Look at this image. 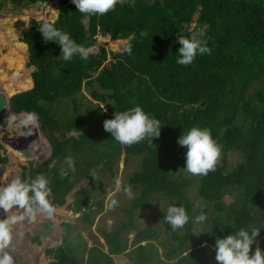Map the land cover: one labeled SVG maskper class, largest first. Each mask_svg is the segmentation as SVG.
I'll list each match as a JSON object with an SVG mask.
<instances>
[{
    "label": "trees",
    "instance_id": "trees-1",
    "mask_svg": "<svg viewBox=\"0 0 264 264\" xmlns=\"http://www.w3.org/2000/svg\"><path fill=\"white\" fill-rule=\"evenodd\" d=\"M10 1L19 5L36 0ZM174 1V7L165 8L158 1L154 6L152 1L135 0L134 7L117 4L105 15H88L86 35L81 23L85 15L74 4L62 0L55 27L90 50L86 60L75 55L71 61H64L60 46L45 42L38 30L45 20L31 19L22 40L27 44L28 64L34 67V84L30 88L32 80L28 76L25 82L30 89L11 97L12 111L8 105V122L0 143L9 153L42 158L48 154L42 129L51 153L32 167L35 171L48 172L53 169L49 162L55 159L59 163L61 152H74V166L65 170L56 167V180L49 183L51 195L58 201L88 177L90 170H95L92 177L96 181L100 177L102 183L111 179L108 183L113 187L118 167L113 159L123 153L127 166L132 157H137L139 165L131 170L129 183L141 188V193L129 212L133 214L141 206L154 211L149 197L158 192L172 198L175 206H184L190 219L176 231L164 217L159 220L160 229L153 224L141 228L135 238L138 245L129 257L141 254L151 264H217L216 238L240 228H260L252 250L259 246L264 251V0ZM196 11L199 14L195 26L185 37L191 39L196 28L205 26L194 37L206 40L211 54H198L191 65L182 66L176 62L180 47L176 34L192 21ZM98 31L107 32L114 40H127L135 33L130 42L131 54L126 49L111 51L106 64L107 50L97 43ZM96 45L98 50L92 52ZM0 80V85L5 86L6 78ZM1 91L0 101L5 95ZM85 92L97 103H92ZM62 99H67L65 104H57ZM101 104L114 114L140 106L162 124L159 137L152 138L153 144L148 140L129 147L119 144L103 128V121L114 116L103 114ZM23 112L35 114L41 129L37 119L25 123L28 115ZM87 113H97L98 117ZM13 119L23 123L22 135L16 142L9 134L15 125ZM193 126L209 129L221 146L215 171L207 175H192L184 168L187 149L178 144V138ZM72 131L78 135H71ZM231 151L241 159L228 167L226 159ZM77 154L79 159L75 158ZM13 156L10 154L7 162H16ZM190 175L196 180L201 201L198 205L189 195L194 182ZM13 177H6L4 184ZM101 189L102 185L97 191ZM226 197L231 199L226 201ZM201 211L207 219L194 222ZM201 225L203 228L198 230ZM121 229L122 225L116 230L117 237ZM111 238L115 251L125 248L126 242H120L119 237L117 241L113 235Z\"/></svg>",
    "mask_w": 264,
    "mask_h": 264
},
{
    "label": "clouds",
    "instance_id": "clouds-1",
    "mask_svg": "<svg viewBox=\"0 0 264 264\" xmlns=\"http://www.w3.org/2000/svg\"><path fill=\"white\" fill-rule=\"evenodd\" d=\"M76 10L86 15H105L113 11L117 4L123 6L127 3L130 7L135 6V0H73ZM45 42H54L60 46V55L64 61H71L73 56L79 55L81 59H87L90 50L78 45L70 35L55 27V20H45L38 27ZM135 39V33L128 36L129 41L126 51L131 54L130 42ZM177 64L182 66L191 65L196 56L211 54L207 41L195 37L189 39L185 36L178 37ZM104 107V106H103ZM35 114H29L25 123L34 122ZM161 123L158 119L150 117L140 106H134L123 112H115L114 117L103 121V128L111 134V137L119 144L129 147L144 140L152 143L153 137H159ZM71 135H78L73 131ZM178 144L187 149L185 153V170L192 175H207L215 171L221 156V146L212 138L207 128L193 126L178 138ZM68 166H74L73 160L67 158ZM115 191L123 190L131 199L133 193L130 185L122 187L120 177L114 180ZM31 194V195H30ZM51 188L49 181L43 176H37L31 181L24 180L20 175L14 176L6 185L0 186V209L4 213L12 209H19V215H5L0 219V264H13V257L6 249L12 240V226L17 222L35 219L38 213L44 214L51 219L55 211L49 200ZM114 193L109 194V208L118 206ZM165 221L173 231L182 229L189 222V215L184 206L169 205L164 216ZM207 219L201 211L196 215L194 222L203 223ZM260 228L251 227L250 230L240 228L235 233L217 237L215 240V260L217 264H264V251L259 246L252 250V245L257 243Z\"/></svg>",
    "mask_w": 264,
    "mask_h": 264
},
{
    "label": "crops",
    "instance_id": "crops-1",
    "mask_svg": "<svg viewBox=\"0 0 264 264\" xmlns=\"http://www.w3.org/2000/svg\"><path fill=\"white\" fill-rule=\"evenodd\" d=\"M66 3L74 4L73 0H67ZM61 5L62 4L59 1V5L54 7L55 16L52 20L56 19L58 9ZM84 15L85 18L82 19L81 23L84 24L83 21H86L84 26L86 29L85 34L87 35L88 15ZM97 34L101 35L102 38H110L112 42L115 40L123 41L121 38L115 40L111 39L110 35L105 31H98ZM98 35H96V38ZM30 78L32 80V86L30 88H32L34 82L31 74ZM36 119L38 126L41 129L37 116ZM43 143L46 144L48 149V154L45 156L47 159L50 157L51 150L46 139H43ZM2 148L4 150L6 146L3 145ZM6 158L7 160H11L10 156H6ZM13 158L15 161L19 162L18 168L16 169H18V171L20 170L21 173H12L11 170L13 169H7L6 176L4 173H0V186L6 185L4 184V181L9 175H23L22 179L28 181L35 179L37 176L45 177L49 183L56 180L53 175L56 170L55 159L52 160V166L48 165L49 168L53 169L46 172L41 169L40 171L32 169V167L40 165V162L46 159H36L37 161H35V164H32L33 158H30V160L24 159L23 162L22 160H16L14 156ZM92 176L93 173H90L87 178L88 183ZM85 178L86 177L83 179ZM78 185L79 183L74 185L67 192L63 201L56 200L57 198L52 195L48 197L55 209L51 219L47 218L42 213H38L35 219L25 218V220L17 222L12 226V240L6 251L12 255L13 264H118L121 263L118 260L119 256L126 261V264H151L150 261L144 258L141 254L135 255L134 259L129 257L132 249L138 245V241L135 238L142 227H137V224L134 223L132 215L128 210L130 206L122 207L124 211L129 213V219L126 220H124V218L121 220L122 218L117 215L118 212L114 211L116 210L115 207H108V203H110L108 202L109 194L117 193L115 187L111 189L108 187V189L104 191L103 186L99 191L101 193V198L98 200L97 198L94 199L93 195L98 192L97 188L92 194L89 190L93 186H88L87 183L84 187H79ZM124 185H130L132 191L136 190L133 182L122 184V187ZM95 200H98V202H95ZM129 202L131 205L133 199H130ZM142 208L143 207L141 206L137 210H141ZM14 214L19 215L21 212L19 209L14 208L10 212L4 213L3 210L0 209V219H3L5 215L10 216ZM113 218L117 219L113 220ZM120 225H122V229L118 237L120 242H126V246L123 250L115 251V249H113L115 246L111 243V235L116 237L118 241L116 230ZM83 231L85 232L83 233ZM131 240H133V248L130 250ZM145 242V240L141 241L143 244ZM121 264L124 263L122 262Z\"/></svg>",
    "mask_w": 264,
    "mask_h": 264
},
{
    "label": "rangeland",
    "instance_id": "rangeland-1",
    "mask_svg": "<svg viewBox=\"0 0 264 264\" xmlns=\"http://www.w3.org/2000/svg\"><path fill=\"white\" fill-rule=\"evenodd\" d=\"M67 1V0H66ZM148 3H150V0H147ZM153 2V1H152ZM154 6L156 2H153ZM176 4V1L174 0H169L168 2H166V4H159V6L161 7H174ZM59 5V0H36L34 3H26L24 1L20 2L19 5H16L15 1H10V0H0V77H5L6 80L4 82L3 87H6L5 89L0 85V90H4L5 95L7 100H9V108L11 110V97L18 93L21 92L23 90L26 89H22L20 88L21 85H24L25 88H28V82H25V79L30 76L31 71L33 70V65H29L28 64V60H29V52H28V48H27V44L25 42H23L24 40H22V37L24 36L25 31L28 30L29 28V23L31 19H36V20H52L54 18V7ZM200 7V5H198ZM165 7V8H166ZM154 9V7H153ZM156 10V9H155ZM59 11V9H58ZM59 13V12H58ZM198 12L196 11L193 15V19L190 23H188L190 25L189 28V33L190 31L194 28L195 26V20L198 16ZM58 17V14H57ZM56 17V19H57ZM83 23L85 24L86 21L84 20ZM186 24L185 27L188 25ZM205 26L198 27L195 29L193 35L191 38L194 37L195 33H198L200 30H202ZM184 31V30H183ZM183 31H180L177 35V38L179 36H183L182 33ZM98 35V34H97ZM186 36V35H185ZM123 41H126L123 39ZM123 41L120 40H115V41H111L110 38L108 37H104L102 38L101 35L97 36V43L100 45H104V47L107 49V59H106V64L109 62V60L112 57V52L113 53H118V52H123L125 51V49L128 47V45H123ZM98 45L94 46L92 48V52L93 51H97L98 50ZM112 51V52H111ZM56 58V56L54 57ZM1 81V80H0ZM10 88H12V92L10 90ZM86 91V90H85ZM85 94L89 97V94L85 92ZM89 100H92V103H97L95 100H93L92 98L89 97ZM6 102V99L4 100ZM67 101V99H62L60 101L57 102V104H65L64 102ZM104 106V107H103ZM101 110L103 112V114L107 115V114H111L114 116V113H110L108 106L106 104H101ZM6 108V106H5ZM4 108V110H5ZM82 108V107H81ZM83 109V108H82ZM0 111V114H4V112L6 111ZM27 115H29V113L27 112H23ZM87 115L89 117H94L97 118L98 114H89L87 113ZM110 116V115H109ZM13 124L11 126V129L9 130V134L10 137H12V142H16L17 140H19V137L22 135L23 132V123L17 120L13 119ZM100 124V123H99ZM2 126H4V120L2 121V125L0 126V130H2ZM4 128V127H3ZM73 132V131H72ZM42 137L45 140L44 137V132L41 131ZM70 134V133H69ZM3 138L2 133H0V140ZM8 144V141H7ZM3 144L0 143V173L4 175L6 174V170H10V169H14V168H18L17 165L14 164H10V162L3 161V156L5 157L10 156V154H13L16 160H22V162L24 161V157L21 158V155L18 153H14L8 152V148L6 147L7 150L3 151L2 148ZM63 157L58 161L59 163H57V160L55 164L56 167L61 166L60 169H69L70 167L68 166L67 163V158H71L74 161V155L75 153L72 151H63L61 152ZM123 156L124 154L122 153L119 156H116L113 159V163H117L118 167H115L116 169V177H120L122 184H129V180H130V176H131V170L136 169L139 165V159L137 157H132L130 159V161H128V165L125 166L124 165V160H123ZM43 159H46V157H42ZM41 158V159H42ZM77 159L78 158V154L76 155ZM81 158V157H80ZM36 159H39L37 157H34L32 159V164H35V161H37ZM241 159V157L239 156L238 153L236 152H229L227 154V159H226V163L228 167H233L237 162H239ZM30 160V157L29 159ZM48 165L52 166L53 162L51 161ZM90 173L95 174V170H90ZM105 173H108V170L105 169ZM9 175V174H8ZM6 176V175H5ZM10 177V175H9ZM190 177L192 179H194L193 176L190 175ZM88 177H86L85 179H82L79 182V187H84V185L87 183L88 186H93L90 188V192L93 194L96 191V188H98L99 186L102 185V187L104 186V191H106L108 189L109 183L111 184V179H108L104 181V183H102L101 179L102 177H100V180H95L93 177L91 178V182L88 183ZM109 182V183H108ZM92 183V184H91ZM196 180L194 179V182L191 184V188L189 189V195L192 199L193 204H199L200 198L198 197V193L196 192ZM113 187H115V185H113ZM113 187H110L113 188ZM89 188V187H88ZM133 193V198L131 199H136L139 197L140 193H141V188L136 187V190L132 191ZM94 195V199L97 198L98 200L101 198V193L97 192ZM113 199H116L118 202V206L115 207L116 210H114L115 212L117 211V215L120 216L123 220L129 219V213L127 211H124L122 207H126V206H131L130 205V199L125 195L123 190H121L120 192H117L114 194V196L112 197ZM149 199L154 203L155 206V210L154 211H149V210H145L146 208L143 207L141 210H135L134 213H130L132 215V219L134 220V223L137 224V227H146L150 224H153L155 227L160 229V225H159V220L165 216L167 208L169 207V205H174V201L172 198L162 194V193H154L152 194ZM231 199V197H226V201H229ZM98 200H95V202H98ZM108 202H110L108 200ZM109 205V203H108ZM135 214V215H134ZM117 218H113V220H116ZM116 226V225H115ZM203 225H201L199 227L198 230L202 229ZM87 231V230H86ZM85 231H83L84 233ZM131 237V236H130ZM133 248V240L130 241V250ZM119 262H123L124 264H126V261L123 258H120V256L118 257ZM118 263V264H121Z\"/></svg>",
    "mask_w": 264,
    "mask_h": 264
},
{
    "label": "bare ground",
    "instance_id": "bare-ground-1",
    "mask_svg": "<svg viewBox=\"0 0 264 264\" xmlns=\"http://www.w3.org/2000/svg\"><path fill=\"white\" fill-rule=\"evenodd\" d=\"M29 88V87H28ZM28 88H24V89H28ZM1 93H3L1 90H0V95H1ZM6 99V102H4V100ZM8 105H9V100H7V98H6V95H3L2 97H1V101H0V111H2V110H4V108H5V106H6V108H5V112H4V114H0V126L2 125V121L4 120V126H2V130H3V127H5L6 125H7V122H8V118H7V108H8ZM2 130H0V133L2 132ZM25 158V159H28L29 157L30 158H34L35 156H33V155H22L21 154V158H23V157ZM16 164L17 165V167H18V165H19V162L18 161H16V162H10V164ZM13 170H16V171H18V169H16V168H14ZM12 171V170H11ZM18 172H21L20 170L18 171Z\"/></svg>",
    "mask_w": 264,
    "mask_h": 264
},
{
    "label": "water",
    "instance_id": "water-1",
    "mask_svg": "<svg viewBox=\"0 0 264 264\" xmlns=\"http://www.w3.org/2000/svg\"><path fill=\"white\" fill-rule=\"evenodd\" d=\"M42 1H45V0H42ZM189 28H190V25L188 24V25L185 27V29H184V31H183V33H182L183 36H185V35L188 34V32H189ZM128 44H129V43H128L127 40H126V41H123V45H128Z\"/></svg>",
    "mask_w": 264,
    "mask_h": 264
},
{
    "label": "flooded vegetation",
    "instance_id": "flooded-vegetation-1",
    "mask_svg": "<svg viewBox=\"0 0 264 264\" xmlns=\"http://www.w3.org/2000/svg\"><path fill=\"white\" fill-rule=\"evenodd\" d=\"M59 1L61 3L62 0H59ZM151 1H153V2L158 1L160 4H165L166 0H151Z\"/></svg>",
    "mask_w": 264,
    "mask_h": 264
}]
</instances>
